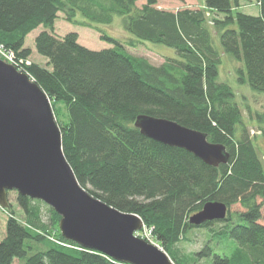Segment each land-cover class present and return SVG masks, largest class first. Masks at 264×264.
I'll list each match as a JSON object with an SVG mask.
<instances>
[{"label": "trees", "instance_id": "16d2710c", "mask_svg": "<svg viewBox=\"0 0 264 264\" xmlns=\"http://www.w3.org/2000/svg\"><path fill=\"white\" fill-rule=\"evenodd\" d=\"M138 1L0 0V43L25 61L32 54L25 38L40 29L34 48L46 61L22 63L21 71L47 94L64 156L91 195L137 214L175 264H264V225L256 201L264 193V162L231 85L219 78L227 56L240 63L235 71L241 83L264 92V0H258L256 14L240 10L241 0H205L203 9L176 11L158 8L157 0L140 6ZM59 13L72 24L97 29L119 18L138 41L159 43L173 53L153 65L107 34L100 39L111 47L88 48L75 31L56 33ZM59 104L66 110L63 122ZM139 114L205 133L208 141L225 146L227 163L207 165L183 148L144 136L134 126ZM255 115L264 122V112ZM16 201L23 222L7 210L0 264L15 259L19 264H127L63 238L55 226L60 216L43 201L17 192ZM208 201L226 204V217L191 224L189 216ZM236 203L243 209L230 211ZM195 227L222 240V252L205 243L190 258L180 255L178 244Z\"/></svg>", "mask_w": 264, "mask_h": 264}, {"label": "water", "instance_id": "95a60500", "mask_svg": "<svg viewBox=\"0 0 264 264\" xmlns=\"http://www.w3.org/2000/svg\"><path fill=\"white\" fill-rule=\"evenodd\" d=\"M144 136L183 148L217 167L226 164L225 146L207 140L205 133L176 121L147 114L134 120ZM16 191L43 201L59 216L63 238L97 250L127 264H175L162 248L135 235L143 228L135 213L122 212L91 195L78 182L63 149L50 100L39 85L0 59V205ZM227 205L205 202L189 216L200 225L226 217Z\"/></svg>", "mask_w": 264, "mask_h": 264}, {"label": "rangeland", "instance_id": "374dc122", "mask_svg": "<svg viewBox=\"0 0 264 264\" xmlns=\"http://www.w3.org/2000/svg\"><path fill=\"white\" fill-rule=\"evenodd\" d=\"M240 2L242 3L239 9L245 13L256 14L260 11V5L258 0H241ZM142 3L143 0H140L137 2V5L140 6ZM204 4H205V0H157L156 6L160 9L176 11L183 8L203 9L205 7ZM206 14L209 15L208 18L212 17L211 14L208 13V11L206 12ZM55 24L57 27V31L61 35L69 31H75L78 34V42L80 44L96 50L111 47L112 45L111 43H108L107 41L100 39L101 34H107L117 39L120 43H122L126 51H128L131 54L146 58L153 65H160L164 61L165 57L173 53L171 48H168L159 43L138 41L133 35H131L127 30L123 28L121 20L119 18H115L111 24H99L97 25L98 27L97 29V28L72 24L64 19L62 13H59V17L55 22ZM38 31L40 30L39 29L34 30L32 33L26 36L24 46L31 48L32 54L28 59L30 62L34 61L40 64H44L46 60L40 57L41 55L38 54L34 48L33 39L37 35ZM239 66H240L239 62L232 60L230 57L224 56L222 58V63L219 68V78L222 81H225L229 83V85H231L235 94V100L242 110L244 123L247 129L249 130V134L252 140L261 151L259 155L261 156V159L264 162V122H257L255 115L256 113L264 112V92L255 91L251 89L248 86V84L241 83L238 80V75L235 69H238ZM57 109L59 112L58 113L59 115H57L59 122L65 121L66 120L65 107L62 104H59L57 105ZM7 199H8L7 207H2L0 205V240L4 237L5 234V222L9 214L8 211L13 212L14 216L18 220H21L23 222V215L16 201V191H9V193L7 194ZM256 201L260 203L261 206L262 217L259 220V222L264 225V193L262 196L257 197ZM242 209L243 208L240 206L239 203L233 204L229 207V210L232 212L241 211ZM43 217L45 221H48V217L46 216L45 213ZM215 225L219 226L220 223H214L211 226L214 227ZM55 226L58 228V223ZM210 234L211 231L208 230L207 228H202V227L192 228L190 231L187 232L185 238L181 240L177 246L180 255L187 256L190 258L194 254V252L202 248V246L205 243L213 244L212 246L215 251L222 252L223 246L220 244L222 240L217 238L212 240ZM135 235L146 240L147 242L155 244L152 241L150 233L145 227L137 231ZM50 239L54 242L55 236H53ZM230 241L232 246L235 243V241L234 240H230ZM157 246L160 247L159 245ZM13 264H19L18 260L15 259Z\"/></svg>", "mask_w": 264, "mask_h": 264}, {"label": "built area", "instance_id": "2783aa9c", "mask_svg": "<svg viewBox=\"0 0 264 264\" xmlns=\"http://www.w3.org/2000/svg\"><path fill=\"white\" fill-rule=\"evenodd\" d=\"M0 59L13 65L18 71L20 69V72H24L21 71L23 70V67L21 65L22 63L30 64V61L28 59L24 61L18 58L19 61H17L15 54L11 50L6 49L1 43H0Z\"/></svg>", "mask_w": 264, "mask_h": 264}, {"label": "crops", "instance_id": "0c3cea01", "mask_svg": "<svg viewBox=\"0 0 264 264\" xmlns=\"http://www.w3.org/2000/svg\"><path fill=\"white\" fill-rule=\"evenodd\" d=\"M241 3H242V2H240V6H239V7H241ZM57 19H58V18H57ZM57 19L55 20V22L57 21ZM36 30H37V29H36ZM39 30H40V29H39ZM33 31H34V30H33ZM33 31H32V32H33ZM55 31H56V33H57L58 35H61V34L57 31L56 24H55ZM32 32H31V33H32ZM38 32H39V31H38ZM38 32H37V33H38ZM29 34H30V33H29ZM34 38H35V37H34ZM33 42H34V39H33Z\"/></svg>", "mask_w": 264, "mask_h": 264}, {"label": "bare ground", "instance_id": "6f19581e", "mask_svg": "<svg viewBox=\"0 0 264 264\" xmlns=\"http://www.w3.org/2000/svg\"><path fill=\"white\" fill-rule=\"evenodd\" d=\"M143 228H144V224H143ZM143 228H142V229H143Z\"/></svg>", "mask_w": 264, "mask_h": 264}]
</instances>
